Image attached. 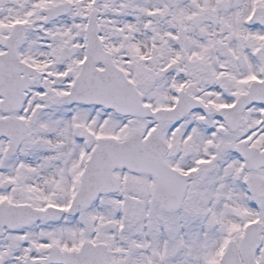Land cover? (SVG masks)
<instances>
[{
    "label": "snow or ice",
    "instance_id": "obj_1",
    "mask_svg": "<svg viewBox=\"0 0 264 264\" xmlns=\"http://www.w3.org/2000/svg\"><path fill=\"white\" fill-rule=\"evenodd\" d=\"M0 264H264V0H0Z\"/></svg>",
    "mask_w": 264,
    "mask_h": 264
}]
</instances>
